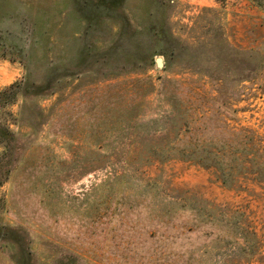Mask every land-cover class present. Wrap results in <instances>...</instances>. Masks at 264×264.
I'll list each match as a JSON object with an SVG mask.
<instances>
[{
  "label": "rangeland",
  "instance_id": "rangeland-1",
  "mask_svg": "<svg viewBox=\"0 0 264 264\" xmlns=\"http://www.w3.org/2000/svg\"><path fill=\"white\" fill-rule=\"evenodd\" d=\"M11 84L0 264H264V0H0Z\"/></svg>",
  "mask_w": 264,
  "mask_h": 264
},
{
  "label": "trees",
  "instance_id": "trees-1",
  "mask_svg": "<svg viewBox=\"0 0 264 264\" xmlns=\"http://www.w3.org/2000/svg\"><path fill=\"white\" fill-rule=\"evenodd\" d=\"M17 86H18L17 84H11L7 88H4L3 90H1L0 91V100H1V98L5 99V102L13 100V98H12L13 95L10 96V97H5V95L8 92L12 91V89H14ZM189 133H190V131H189ZM190 144H191L190 145L191 147L189 148L190 156L191 157L197 156L198 158H201V159H199L201 163L200 162L199 163L202 166H215L218 169V171L220 172V178H221V181L223 182V184L229 185L230 180L228 178V175H226V173H224V169H223V166H222L223 164H221V162L219 163L215 159L219 148L215 147L216 149L214 151H211V149H208V150L203 149V147L200 145L199 142L190 143ZM210 155L212 156L213 161H208V159H206L207 156L210 157ZM202 158H205V159H202ZM210 164H213V165H210Z\"/></svg>",
  "mask_w": 264,
  "mask_h": 264
},
{
  "label": "water",
  "instance_id": "water-1",
  "mask_svg": "<svg viewBox=\"0 0 264 264\" xmlns=\"http://www.w3.org/2000/svg\"><path fill=\"white\" fill-rule=\"evenodd\" d=\"M155 62H156L157 67H163V60L161 57H157L155 59Z\"/></svg>",
  "mask_w": 264,
  "mask_h": 264
}]
</instances>
